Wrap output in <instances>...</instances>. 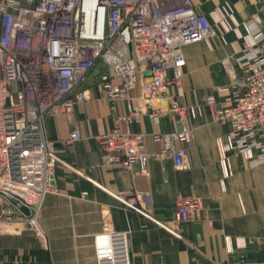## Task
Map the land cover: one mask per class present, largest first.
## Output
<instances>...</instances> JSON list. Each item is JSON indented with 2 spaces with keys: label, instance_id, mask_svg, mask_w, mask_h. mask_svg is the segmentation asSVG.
<instances>
[{
  "label": "crops",
  "instance_id": "1",
  "mask_svg": "<svg viewBox=\"0 0 264 264\" xmlns=\"http://www.w3.org/2000/svg\"><path fill=\"white\" fill-rule=\"evenodd\" d=\"M191 2L208 18L214 36L183 46L180 84L154 104L164 109L162 115L151 116L138 86L127 101L108 102L101 77L110 71L99 59L81 86L89 100L75 105L70 116L46 117L58 159L54 191L42 202L40 232L31 226V233L0 236V264H99L109 231L125 236L128 264H264V163L253 161L257 151L224 147L230 126L212 119L206 101L213 95L216 107L230 103V91H220L231 83L222 61L229 59L241 74L237 59L264 36V0ZM172 98L186 108L183 119L168 111ZM128 105L140 109L138 119L120 120ZM115 127L143 135L145 174L138 165L126 169L103 162L97 136ZM182 129L192 136L188 170L176 169L153 140ZM73 130L78 140H70ZM143 193L145 213L118 198ZM185 198H199L201 208L191 220L176 222L177 202Z\"/></svg>",
  "mask_w": 264,
  "mask_h": 264
},
{
  "label": "built area",
  "instance_id": "2",
  "mask_svg": "<svg viewBox=\"0 0 264 264\" xmlns=\"http://www.w3.org/2000/svg\"><path fill=\"white\" fill-rule=\"evenodd\" d=\"M214 36L208 18L191 0H0V192L22 203L29 217L0 196V233L10 227L34 226L40 232L38 214L45 196L54 191L55 144L45 131L46 117L70 116L74 106L89 100L81 86L101 59L109 74L101 77L105 99L127 101L138 86L147 110L154 118L164 112L154 104L184 75L186 44ZM237 63L236 75L229 59L222 61L231 83L228 105L215 106L206 98L212 119L230 126L224 147L250 153L264 163V36ZM149 71V76L143 73ZM116 77L118 84L112 82ZM169 112L182 119L184 106L171 100ZM123 120L138 119L139 108L127 106ZM73 130L70 140H78ZM142 134H125L118 127L97 136L103 162L124 168L138 165L145 174L147 155L140 149ZM155 143L168 154L178 170L190 169L191 131L155 134ZM175 143L184 146L176 147ZM128 207L148 210V196L119 194ZM145 203V204H144ZM144 204L143 210L139 206ZM199 198L177 202L176 222H186L199 212ZM106 252L99 264H128L125 236L107 234Z\"/></svg>",
  "mask_w": 264,
  "mask_h": 264
},
{
  "label": "water",
  "instance_id": "3",
  "mask_svg": "<svg viewBox=\"0 0 264 264\" xmlns=\"http://www.w3.org/2000/svg\"><path fill=\"white\" fill-rule=\"evenodd\" d=\"M150 72L145 71L143 73L144 76H149ZM0 196L6 198L10 204V206L16 208L20 214L24 217H29L30 216V211L28 208H26L22 203H20L18 200L14 199L13 197L9 196L6 193L0 192Z\"/></svg>",
  "mask_w": 264,
  "mask_h": 264
},
{
  "label": "rangeland",
  "instance_id": "4",
  "mask_svg": "<svg viewBox=\"0 0 264 264\" xmlns=\"http://www.w3.org/2000/svg\"><path fill=\"white\" fill-rule=\"evenodd\" d=\"M26 232L31 233V229L27 228L26 225H21L18 227H10L4 233H0V236H7L12 234H25Z\"/></svg>",
  "mask_w": 264,
  "mask_h": 264
}]
</instances>
